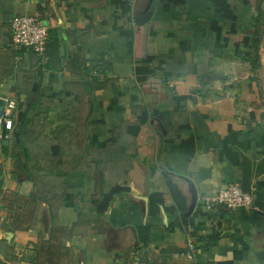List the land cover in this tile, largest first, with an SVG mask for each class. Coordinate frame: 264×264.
Here are the masks:
<instances>
[{
  "label": "crops",
  "instance_id": "0c3cea01",
  "mask_svg": "<svg viewBox=\"0 0 264 264\" xmlns=\"http://www.w3.org/2000/svg\"><path fill=\"white\" fill-rule=\"evenodd\" d=\"M123 1L133 12L148 4ZM249 2L241 18L258 2L264 10V0ZM150 8L147 49L180 53L158 72L162 101L143 92L135 63L125 59L134 23L127 14L113 24L122 13L114 0H0V94L18 102L12 137L0 140L1 204L10 203L9 212L0 209V264H141L146 252L163 264H264V23L253 69L212 55L206 0L171 2L167 10L153 0ZM22 13L47 25L44 56L13 44L11 21ZM161 22L173 26L166 42L156 35ZM120 94L131 121L143 110L148 121L135 138L125 137V155L109 157L102 147L111 123L101 122L100 102ZM230 128L243 144H229L238 164L219 155ZM192 135L195 154L186 156L180 140ZM52 145L60 152L53 154ZM242 155L251 161L252 204L207 209L222 187L244 183ZM136 158L151 170L147 200ZM166 176L186 196V210H171ZM114 185L128 190L102 213L97 201ZM153 192L163 194L157 214L150 212Z\"/></svg>",
  "mask_w": 264,
  "mask_h": 264
},
{
  "label": "trees",
  "instance_id": "16d2710c",
  "mask_svg": "<svg viewBox=\"0 0 264 264\" xmlns=\"http://www.w3.org/2000/svg\"><path fill=\"white\" fill-rule=\"evenodd\" d=\"M187 0H163L164 9L169 8L171 2L182 3L186 5ZM121 8V15H113L111 21L118 26L119 19L127 14H132L131 20L134 23L132 32L133 41L130 45V53L125 57L126 60L135 63L136 80L139 82L141 89L146 93L156 94L159 101L166 97L163 89L162 79L158 72L165 68L169 58L180 60V53L171 52L162 54L160 52H151L147 49L148 30L147 25L152 17V9L147 11L133 12L131 4L123 0H114ZM207 14L205 18L204 31L207 39V47L215 57L228 60L240 59L250 62L253 69H257L259 62V47L261 42V31L264 23V10L260 2L251 6L250 10L241 18V9L249 5V0H206ZM133 12V13H132ZM160 33L156 34L159 40L165 41L173 36V26L171 22H161L159 25ZM156 31H154L155 33ZM121 94L114 99L102 101L103 118L101 122L105 125L111 123L105 134L103 149L110 152L109 157L125 155L129 149L130 142L126 141V136L135 138L143 124L148 121V113L143 110L142 113L131 121L133 110L122 106ZM238 132L231 129L223 141L219 155L222 159H229L235 164L239 163L237 151L229 147V144L243 146L238 141ZM181 151L186 156L195 154L194 136H183L180 140ZM3 152L7 151V146H3ZM52 153L60 152L59 145H52ZM135 156V155H133ZM169 190L174 198L175 205L171 207L172 211L186 210L187 198L177 185L166 176ZM1 198L3 197V181H0ZM128 190L127 187L120 185L112 186L108 191L103 193L101 200H98L100 212H104L110 205L115 194ZM163 202V194L153 192L150 195V212L151 214L159 213V204ZM183 223H188L187 218H182ZM12 229L11 225L6 227ZM216 237V236H215ZM129 260V261H128ZM141 264H163L159 255L152 252H146ZM125 264L131 263L127 259ZM218 264H232V261H223Z\"/></svg>",
  "mask_w": 264,
  "mask_h": 264
},
{
  "label": "built area",
  "instance_id": "2783aa9c",
  "mask_svg": "<svg viewBox=\"0 0 264 264\" xmlns=\"http://www.w3.org/2000/svg\"><path fill=\"white\" fill-rule=\"evenodd\" d=\"M13 44L25 48L39 56H44L48 47V27L37 15L22 13L13 17ZM18 102L15 98L0 94V140H9L15 129V111ZM253 202V195L242 188L241 185L230 183L222 187L217 194L207 200V209L216 205L227 208L245 206Z\"/></svg>",
  "mask_w": 264,
  "mask_h": 264
},
{
  "label": "water",
  "instance_id": "95a60500",
  "mask_svg": "<svg viewBox=\"0 0 264 264\" xmlns=\"http://www.w3.org/2000/svg\"><path fill=\"white\" fill-rule=\"evenodd\" d=\"M153 0H148V4L147 7L144 11H147L151 4H152ZM4 144L8 143L9 140H3ZM243 159H244V163L246 165V178L244 183L242 184V188L248 192H251V161L249 159H247L244 155H242ZM136 162L138 163V165L142 168L143 173H144V199H148V192H149V180H150V176H151V170L149 168V166H147L146 164H144L143 162H141L139 160V158L135 159ZM18 168L20 169V171L22 173H24L26 176L29 177L28 172H27V168L25 166L24 163L20 164L18 166Z\"/></svg>",
  "mask_w": 264,
  "mask_h": 264
},
{
  "label": "rangeland",
  "instance_id": "374dc122",
  "mask_svg": "<svg viewBox=\"0 0 264 264\" xmlns=\"http://www.w3.org/2000/svg\"><path fill=\"white\" fill-rule=\"evenodd\" d=\"M142 2H143V7H144V5H145V3H146V1L147 0H141ZM0 155H1V146H0ZM0 181H3V163H2V161L0 160ZM1 188V187H0ZM1 193L2 192H0V209H3L4 210V212L5 211H7V207H8V205L10 204H8L7 205V203H3V204H1L2 203V200H3V198H1ZM7 212H9V211H7Z\"/></svg>",
  "mask_w": 264,
  "mask_h": 264
}]
</instances>
